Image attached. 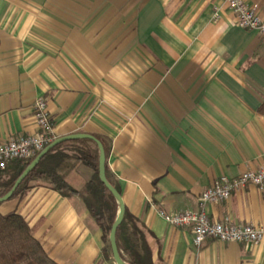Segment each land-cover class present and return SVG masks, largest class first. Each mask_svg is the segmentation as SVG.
<instances>
[{"label": "crops", "instance_id": "obj_1", "mask_svg": "<svg viewBox=\"0 0 264 264\" xmlns=\"http://www.w3.org/2000/svg\"><path fill=\"white\" fill-rule=\"evenodd\" d=\"M247 1L264 19V0ZM38 97L48 100L55 138L109 141L107 178L153 264H264V239L250 250L215 239L196 247L189 229L158 214L204 208L212 220L264 223L254 186L201 200L220 176L264 163V45L226 0H0V141L38 131ZM77 145L63 147L59 172L81 191L94 170L76 160ZM12 211L58 263L115 264L80 195L34 179L0 203Z\"/></svg>", "mask_w": 264, "mask_h": 264}, {"label": "trees", "instance_id": "obj_2", "mask_svg": "<svg viewBox=\"0 0 264 264\" xmlns=\"http://www.w3.org/2000/svg\"><path fill=\"white\" fill-rule=\"evenodd\" d=\"M258 112L264 114V100L260 104ZM96 137L104 145L107 169V157L110 151L109 141L100 135H96ZM71 143L79 144L75 147L77 151L76 160L89 165L94 170L92 178L81 191L71 187L59 172L66 167L65 159L69 157L64 152L63 147ZM37 155L29 159L12 160L4 169H0V196L12 188L19 175ZM34 179L49 180L52 187L64 196L80 195L103 231L102 239L105 243L103 255L105 257L112 255L110 243L107 241L111 226L117 216L118 202L100 180L99 148L93 140L80 138L65 141L54 147L26 176L12 197ZM115 187L119 190L118 186ZM137 222L138 219L126 211L116 234L121 256L130 264H153L151 248L144 231L137 226ZM0 264L60 263L48 254L40 240L34 236L32 227L26 218L19 212L12 211L5 214L0 212Z\"/></svg>", "mask_w": 264, "mask_h": 264}, {"label": "built area", "instance_id": "obj_3", "mask_svg": "<svg viewBox=\"0 0 264 264\" xmlns=\"http://www.w3.org/2000/svg\"><path fill=\"white\" fill-rule=\"evenodd\" d=\"M236 17L239 26L260 34L264 45V19L259 13V6L247 0H226ZM35 116L38 131L31 135H17L0 141V169L15 159H29L40 153L54 139V123L50 117L48 100L38 97L35 101ZM256 187L264 193V163L257 169L244 171L235 176H220L214 184L205 189L201 200L207 203H220L228 200L236 191ZM158 214L168 223L189 229L193 243L200 247L206 239L223 242L241 243L246 250L258 245L264 239V223H237L225 216L212 220L204 208L181 211L159 209Z\"/></svg>", "mask_w": 264, "mask_h": 264}, {"label": "water", "instance_id": "obj_4", "mask_svg": "<svg viewBox=\"0 0 264 264\" xmlns=\"http://www.w3.org/2000/svg\"><path fill=\"white\" fill-rule=\"evenodd\" d=\"M80 138H87L93 140L98 148H99V177L102 183L109 189V191L113 194L115 199L118 202V211L117 216L111 226V230L109 233V243L112 250V256L115 264H130L123 259L120 253V249L117 243V230L119 225L122 223L125 213H126V205L124 199L119 192V190L108 180L106 174V152L103 143L95 136L88 133H76L70 134L62 137L55 138L50 144H48L32 161L31 163L24 169V171L19 175V177L14 182L12 188L5 193L3 196H0V203L6 201L12 197L18 186L22 183V181L26 178V176L37 166L43 156L52 150L57 145L69 141Z\"/></svg>", "mask_w": 264, "mask_h": 264}, {"label": "rangeland", "instance_id": "obj_5", "mask_svg": "<svg viewBox=\"0 0 264 264\" xmlns=\"http://www.w3.org/2000/svg\"><path fill=\"white\" fill-rule=\"evenodd\" d=\"M103 9L105 10V7H97V12H98V14L101 13V11H102ZM103 12H104V11H103ZM107 243H109V235H108V241H107ZM107 243H106V244H107Z\"/></svg>", "mask_w": 264, "mask_h": 264}]
</instances>
